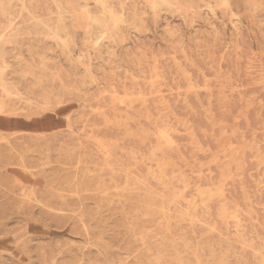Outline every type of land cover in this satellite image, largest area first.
<instances>
[{
	"label": "rangeland",
	"instance_id": "rangeland-1",
	"mask_svg": "<svg viewBox=\"0 0 264 264\" xmlns=\"http://www.w3.org/2000/svg\"><path fill=\"white\" fill-rule=\"evenodd\" d=\"M157 263L264 264V0H0V264Z\"/></svg>",
	"mask_w": 264,
	"mask_h": 264
},
{
	"label": "bare ground",
	"instance_id": "bare-ground-1",
	"mask_svg": "<svg viewBox=\"0 0 264 264\" xmlns=\"http://www.w3.org/2000/svg\"><path fill=\"white\" fill-rule=\"evenodd\" d=\"M111 15V14H110ZM89 18H91V17H89ZM8 39V38H7ZM9 43V42H8ZM168 143V142H167ZM104 156V155H103ZM172 204V203H171ZM237 221V220H236ZM168 243V242H167ZM235 253V252H234ZM176 263V262H175ZM158 264V263H157ZM224 264V263H223Z\"/></svg>",
	"mask_w": 264,
	"mask_h": 264
}]
</instances>
